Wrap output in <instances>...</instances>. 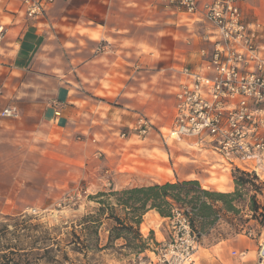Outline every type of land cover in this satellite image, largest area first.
Masks as SVG:
<instances>
[{
	"label": "crops",
	"instance_id": "crops-1",
	"mask_svg": "<svg viewBox=\"0 0 264 264\" xmlns=\"http://www.w3.org/2000/svg\"><path fill=\"white\" fill-rule=\"evenodd\" d=\"M240 7L245 21L264 24V0ZM1 24L8 32L0 47V211L40 209L74 185L104 186L110 177L114 190L135 188L131 175L145 172L131 159L136 149L156 150L175 119L183 69L203 70L215 48L203 14L167 0H54L38 21L21 3L0 0ZM8 107L16 117L2 115ZM139 116L152 123L143 140L131 131ZM220 161L231 179L225 188L234 190V168ZM173 180L164 182L210 188L197 175ZM155 183L162 184L141 187ZM218 188L211 189L224 192ZM256 229L200 250L199 264H260L264 228Z\"/></svg>",
	"mask_w": 264,
	"mask_h": 264
},
{
	"label": "built area",
	"instance_id": "built-area-1",
	"mask_svg": "<svg viewBox=\"0 0 264 264\" xmlns=\"http://www.w3.org/2000/svg\"><path fill=\"white\" fill-rule=\"evenodd\" d=\"M15 1L34 21L43 19L54 2ZM247 1L211 0L201 6L198 0H167L169 7L189 15L202 13L214 27L209 38L215 48L203 70L183 69L184 79L176 92L175 119L168 133L162 132L161 136L165 144L169 140L196 139L198 147L200 141L209 140L229 166L255 176L264 186V24L245 21L240 5ZM7 32L1 24L0 47ZM202 53L205 56V51ZM17 114L15 107L2 113L5 117ZM151 128V121L139 116L131 131L143 140ZM172 224L173 240L162 245L150 264H198L200 242L188 220L178 214ZM259 257L260 264H264V246Z\"/></svg>",
	"mask_w": 264,
	"mask_h": 264
},
{
	"label": "rangeland",
	"instance_id": "rangeland-1",
	"mask_svg": "<svg viewBox=\"0 0 264 264\" xmlns=\"http://www.w3.org/2000/svg\"><path fill=\"white\" fill-rule=\"evenodd\" d=\"M163 132L164 134L168 133V130H163ZM157 142V146H153L156 148L153 152L136 149L135 156L131 159H134L135 165L143 168L145 172H135L131 175L133 178L132 185L141 187L151 181L162 182L163 184L165 180L174 181V177L182 178L189 175H197L203 181L205 187H210L209 189L203 187V189L215 191L211 188L216 186L219 187V191H224L219 193L229 194L235 192L234 170H231L234 190L229 191L225 188L231 180L229 178V170H224L219 166V164L224 162L220 161L222 157L214 151V144L210 143L209 140L200 141L199 145L201 147L199 149L196 148V139L169 140L168 144H165L162 139H157ZM108 179L105 180L106 186H93L87 182L74 185L59 199L40 209L32 208L22 213L18 210L12 211V205L8 204L9 208L11 207L10 209L0 211V234H2L3 226L8 225L9 230L12 231L15 229L14 225L16 223H22V220L10 222L8 219L26 216L31 219L28 222L29 225L39 224L43 226L39 232L27 233L29 235L47 236V238L56 239L57 241L64 240L67 237L72 239L71 235L68 236V234H71L73 231L78 236H87L88 234L82 230L81 224L87 216L95 215V211L99 207L96 199L98 194L121 191L114 190L113 185H110L112 184V177ZM262 190V192H258L257 196L259 201L264 203V188ZM255 194L256 192L251 186L241 188V197L234 202L237 212H223L215 228L201 240L197 255L198 264L200 250L213 248L223 242H219L222 237H227L230 240L240 235L249 236L248 233L251 230H254L256 234L258 233L257 226L259 230L260 228H264V222L260 223V221L251 218L250 198ZM108 200L111 204L116 203L114 198ZM3 204L4 200L1 199L0 195V208H2ZM180 213L176 210L174 218L163 224H161L162 222H157L151 216L144 219V216V224H141L139 231L148 246L139 255L134 253L132 249L123 247L124 241L121 240L114 244V248L100 252L91 251L86 254L87 256L84 253L69 251V264H150L151 260L154 259V254L159 253L162 245L170 243L173 240L175 231L173 230L172 222L175 221L177 215ZM111 227L112 224L105 221L104 226L99 232L100 244L102 246L108 243ZM21 235L26 234L21 233ZM9 237L12 238L11 236ZM22 240L26 247L30 246V239L24 238ZM48 244H51V242H48L46 245ZM58 257L61 259V255ZM39 264L47 263L46 260H42Z\"/></svg>",
	"mask_w": 264,
	"mask_h": 264
},
{
	"label": "trees",
	"instance_id": "trees-1",
	"mask_svg": "<svg viewBox=\"0 0 264 264\" xmlns=\"http://www.w3.org/2000/svg\"><path fill=\"white\" fill-rule=\"evenodd\" d=\"M234 183L235 192L229 194L203 189L197 180L99 193L96 198L99 207L95 215L87 216L81 224L82 230L88 234L85 237L78 236L74 231L68 234L72 239L67 237L59 241L47 236H33L27 233L39 232L43 226L29 225L31 219L26 216L8 219L10 222L22 220V223H16L12 231L8 225L3 226L0 234V264H39L42 260H46L47 264H69V251L87 256L91 251L100 252L114 248V244L121 240L124 241L123 247L130 248L139 255L148 246L139 230L149 211H156L160 217L166 219L174 218L176 210L181 212L201 245V240L215 228L223 212H237L234 202L241 197V188L246 186H251L256 192L250 198L251 218L263 223L264 203L259 201L257 194L263 191L264 186L257 183L255 176L237 169L234 170ZM110 198H114L116 203H109ZM105 221L110 222L112 227L109 230L108 243L102 246L99 232ZM24 238L31 240L29 247L24 245ZM226 240L227 237H222L219 242ZM48 242L51 244L46 245Z\"/></svg>",
	"mask_w": 264,
	"mask_h": 264
}]
</instances>
